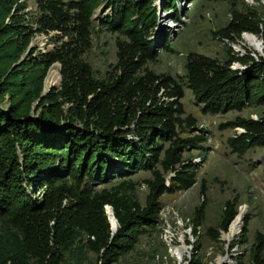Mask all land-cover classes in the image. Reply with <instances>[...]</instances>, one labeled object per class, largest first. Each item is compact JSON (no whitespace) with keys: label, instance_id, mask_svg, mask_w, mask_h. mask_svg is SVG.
<instances>
[{"label":"trees","instance_id":"trees-1","mask_svg":"<svg viewBox=\"0 0 264 264\" xmlns=\"http://www.w3.org/2000/svg\"><path fill=\"white\" fill-rule=\"evenodd\" d=\"M32 1L34 11L28 0H0V264H115L142 235L161 232L160 197L196 182L198 165L184 153L201 148L208 131L185 113L184 86L204 114L257 109L256 118L236 116L220 128L243 129L226 140L232 153L264 146V6L233 8L218 31L232 42L243 32L259 36L263 54L229 48L219 60L189 52L179 80L147 66L157 57V0ZM178 1L161 3L176 21ZM102 5L111 13L97 23L92 16ZM102 31L116 33V60L99 77L84 54ZM38 34L49 35L52 46L30 45ZM164 43L171 51L168 36ZM234 62L241 67L232 68ZM54 63L60 83L42 95ZM141 171L150 177H132ZM236 215L234 201H227L218 229H207L211 239ZM203 220L200 204L189 224L195 237ZM247 242L244 229L229 251ZM232 259L264 264V235L256 233L247 263Z\"/></svg>","mask_w":264,"mask_h":264},{"label":"rangeland","instance_id":"rangeland-1","mask_svg":"<svg viewBox=\"0 0 264 264\" xmlns=\"http://www.w3.org/2000/svg\"><path fill=\"white\" fill-rule=\"evenodd\" d=\"M156 2L160 5V12L152 37L157 57L147 64L148 68L156 73H168L183 80L185 56L189 52L203 53L225 60L229 48L232 50L231 54L236 52L244 54L246 50H254L261 54L263 51V49L258 51L245 40L246 35H253L261 40L259 36L243 32L241 39L232 42L220 37L218 31L228 23L233 8L244 10L251 6L262 7L264 0H180L176 2L178 21L173 18L172 10H162V0ZM27 9L34 11L32 0H28ZM110 13L111 9H106L105 5H102L92 17L99 23L103 16ZM165 36L169 38L171 51L164 49ZM115 39L116 33L108 31L92 36V47L84 54V58L91 65L96 76L103 77L105 71L115 62ZM30 45L45 49L50 48L52 43L49 35L38 34ZM231 67L241 66L238 62H234ZM51 69L58 73V82L53 85L57 86L60 78L59 63H54L48 73ZM181 102L185 113L195 117L198 127L208 131L207 141L201 148L184 153V157L191 158L198 165L196 182L187 190L172 194L164 193L160 197L158 227L161 232L152 230L142 235L136 247L115 264H188L197 257L201 264H216L218 257L226 252L235 254L233 258L240 257L244 263H247L250 246L256 233L260 232L264 235V146L250 148L243 155L232 153L226 140L240 130L220 128V124L236 116L256 118L257 109L245 108L242 111L230 110L226 113L204 114L201 105L196 102L192 91L186 86ZM132 177L142 180L150 177V173L141 171ZM104 186H110V183L98 185V187ZM202 187L204 192L201 190ZM146 192L147 187L141 184L138 188V198L141 203H144ZM227 201H234L237 215H241V219L244 220L245 215H248L249 219L245 227L229 243L223 239L226 231L220 229L218 240L214 241L208 235L207 229H218ZM200 204L204 206V220L199 227V236L195 237L189 224L195 207ZM107 206H104V210L108 217L107 211L110 209ZM244 229L248 242L243 245L236 244L229 251L230 243L240 236ZM178 246L183 247L180 258H177L173 252V248ZM90 258L94 260L92 254Z\"/></svg>","mask_w":264,"mask_h":264},{"label":"bare ground","instance_id":"bare-ground-1","mask_svg":"<svg viewBox=\"0 0 264 264\" xmlns=\"http://www.w3.org/2000/svg\"><path fill=\"white\" fill-rule=\"evenodd\" d=\"M245 40L250 45H252L255 49H257L258 51L260 50L259 40L255 36L246 35ZM57 82H58V73L56 70L51 69L46 76L45 87H48L49 85L55 84ZM107 214H108V218L110 219V221L113 222L114 220L112 218L111 211L108 210ZM240 222H241V215L235 216L233 221L230 223L228 230L223 234V239L225 240V242L229 243L234 238V236L238 233V229L240 227ZM173 252L176 254L177 258H180V256H182L181 254L183 252V247H181V246L174 247ZM231 259L232 258L228 257L225 260L227 262L231 263ZM220 262H221V257H218L216 264H219Z\"/></svg>","mask_w":264,"mask_h":264},{"label":"water","instance_id":"water-1","mask_svg":"<svg viewBox=\"0 0 264 264\" xmlns=\"http://www.w3.org/2000/svg\"><path fill=\"white\" fill-rule=\"evenodd\" d=\"M110 9H111V8H110ZM259 44H260V50L262 51V49H263V41H262V39L259 40ZM261 54H263V51H262ZM46 76H47V74H46ZM46 76H45V79H46ZM44 81H45V80H44ZM59 83H60V78H59ZM53 85H54V84L49 85L48 87H45V86H44L42 95H44L46 92H48V91L53 87ZM237 129L240 130L239 132H242V131H243L242 128H237ZM107 207L110 208L111 215H112V218H113V220H114V221L112 222V221H110V219L107 217V218H108V221H109L110 224H111V225H110V229H111V231H115L116 228H117V221H116V218H115L114 215H113V211H112L111 206L108 205ZM232 220H233V219H232ZM232 220H231V221H232ZM244 227H245V222H244V220H243V218H242V219H241V222H240V227H239V229H238V232H240ZM227 246H228V245H227ZM234 255H235V254L228 253V252L224 253V255L221 256V262H220L219 264H233V263H234V260H233V259H232V262H231V263L227 262L225 259H227L228 257L233 258Z\"/></svg>","mask_w":264,"mask_h":264}]
</instances>
